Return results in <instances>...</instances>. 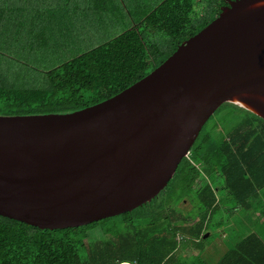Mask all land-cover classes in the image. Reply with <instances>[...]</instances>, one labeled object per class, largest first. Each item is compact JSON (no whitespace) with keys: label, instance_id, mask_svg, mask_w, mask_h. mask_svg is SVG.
<instances>
[{"label":"water","instance_id":"water-1","mask_svg":"<svg viewBox=\"0 0 264 264\" xmlns=\"http://www.w3.org/2000/svg\"><path fill=\"white\" fill-rule=\"evenodd\" d=\"M226 102L264 120V0H227L158 66L100 102L0 114V215L54 229L141 206Z\"/></svg>","mask_w":264,"mask_h":264},{"label":"trees","instance_id":"trees-1","mask_svg":"<svg viewBox=\"0 0 264 264\" xmlns=\"http://www.w3.org/2000/svg\"><path fill=\"white\" fill-rule=\"evenodd\" d=\"M202 1L160 0L126 30L51 67L43 77L0 61V114L71 112L116 94L227 4L206 0L210 13L194 21L195 5ZM156 32L167 36L166 44L151 36ZM226 106L234 107L229 121L208 128V119L160 198L77 227L39 228L0 215V264H210L202 257L209 223L242 209L261 214L258 230L233 240L214 264H264V120L228 102L216 111ZM185 198L195 206L178 224L166 208ZM188 216L198 218L189 224ZM96 232L100 236H92Z\"/></svg>","mask_w":264,"mask_h":264},{"label":"rangeland","instance_id":"rangeland-1","mask_svg":"<svg viewBox=\"0 0 264 264\" xmlns=\"http://www.w3.org/2000/svg\"><path fill=\"white\" fill-rule=\"evenodd\" d=\"M5 5L14 11L18 8H24L28 13L38 9L43 16L48 15L50 21V23L44 22V27L39 24L32 28L5 24L2 33H0V61L11 63L16 70H20L27 76L43 77L44 71L109 40L130 26L129 21H127V24L124 25L116 24L104 27H63L57 25V21L64 19L60 11H57L59 8L55 7L48 11L46 0H6ZM195 6L192 15L194 21H198L202 16L210 13L209 4L206 0ZM139 19V17L131 16L132 23ZM151 36L163 45L168 41L167 36L159 32L152 33ZM231 109L234 107L226 106L215 111L206 123V127L211 128L214 124L220 127L224 126L229 121V110ZM216 181L222 184L220 179ZM164 192L165 190L160 192L157 198L162 197ZM261 194L264 195V189ZM219 196H221L220 193ZM223 202L225 201L223 200ZM225 203L230 205L228 199ZM194 206V201L185 198L177 204L171 205L169 203L166 210L171 214L172 220L180 224V220L187 213H191ZM252 211L251 209L248 211L242 209L233 215L221 214L219 218L212 219L205 232L207 236L203 239L204 252H202V257L207 262L213 264L234 239L241 238L246 232L258 230V217H261V214L258 213V217H256L255 214L258 211ZM187 218V223L191 224L197 220L198 216H188ZM92 236L96 237L100 234L96 232Z\"/></svg>","mask_w":264,"mask_h":264},{"label":"crops","instance_id":"crops-1","mask_svg":"<svg viewBox=\"0 0 264 264\" xmlns=\"http://www.w3.org/2000/svg\"><path fill=\"white\" fill-rule=\"evenodd\" d=\"M46 1L48 11H51L57 7L59 8L57 11H60L62 17H64L63 20L57 21L58 26L104 27L116 24L124 25L127 24V21L131 23V16H142L145 11L151 9L160 0ZM5 2L6 0H0V33H2L5 24H13L21 27L32 28L39 24H41V27H44V22L50 23L48 15L43 16L41 12L38 11V9L36 11L32 10L29 13L24 8H18L14 11L11 8L8 9L5 5ZM255 215L258 217V212H256ZM234 240H237V238ZM225 251L226 249L224 252Z\"/></svg>","mask_w":264,"mask_h":264}]
</instances>
